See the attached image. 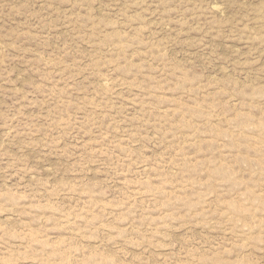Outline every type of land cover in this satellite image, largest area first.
I'll use <instances>...</instances> for the list:
<instances>
[{"label":"rangeland","instance_id":"obj_1","mask_svg":"<svg viewBox=\"0 0 264 264\" xmlns=\"http://www.w3.org/2000/svg\"><path fill=\"white\" fill-rule=\"evenodd\" d=\"M0 264H264V0H0Z\"/></svg>","mask_w":264,"mask_h":264}]
</instances>
